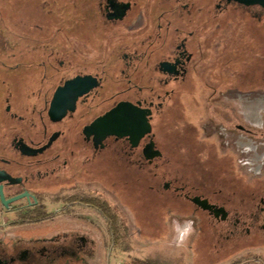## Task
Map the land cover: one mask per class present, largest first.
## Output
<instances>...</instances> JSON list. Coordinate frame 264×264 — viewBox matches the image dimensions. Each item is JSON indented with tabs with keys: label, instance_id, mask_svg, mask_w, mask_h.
Instances as JSON below:
<instances>
[{
	"label": "flooded vegetation",
	"instance_id": "1",
	"mask_svg": "<svg viewBox=\"0 0 264 264\" xmlns=\"http://www.w3.org/2000/svg\"><path fill=\"white\" fill-rule=\"evenodd\" d=\"M88 4L93 14L82 18L78 34L68 26L58 34L22 28L14 44L0 38V217L8 215L0 230L61 224L58 232L0 243V264L94 259L102 242L98 224H120L119 208L133 203L119 196L139 186L148 193L150 181L164 177L175 160L156 133L166 102L198 89L206 103L215 93L224 101L239 88L227 83L230 67L233 79L246 67L261 78L264 0ZM169 182L163 190L230 224L228 233L241 232L245 222L224 206ZM1 196L11 201L4 205ZM194 197L213 206L203 209ZM220 207L224 219L215 214ZM249 219L247 234L250 227L264 229L263 196Z\"/></svg>",
	"mask_w": 264,
	"mask_h": 264
},
{
	"label": "rangeland",
	"instance_id": "2",
	"mask_svg": "<svg viewBox=\"0 0 264 264\" xmlns=\"http://www.w3.org/2000/svg\"><path fill=\"white\" fill-rule=\"evenodd\" d=\"M92 6L88 0H0V38L5 35L14 44V33L22 28L60 32L68 26L76 32L82 18H91ZM261 65L260 79L255 68L238 70L234 79L232 67L228 68L226 82H239V88L222 102L215 93L206 103L200 89L166 102L156 133L165 152L175 160L166 164L164 177L150 181L154 189L148 193L143 195L139 186L132 196H119L124 203H133L128 209L119 208L120 224H98L102 242L94 259L68 264H264V229L245 231L260 196L264 197V63ZM216 88V92L222 91L220 85ZM252 109L254 116H250ZM164 181L172 186L185 184L224 206L230 216L245 222L241 232L228 233L230 224L212 220L174 191L163 190ZM1 215L0 221L8 219L7 214ZM187 221L195 231L181 243ZM60 226L4 224L0 243L9 246L17 238L48 235L60 231ZM111 230L114 239H110Z\"/></svg>",
	"mask_w": 264,
	"mask_h": 264
},
{
	"label": "water",
	"instance_id": "3",
	"mask_svg": "<svg viewBox=\"0 0 264 264\" xmlns=\"http://www.w3.org/2000/svg\"><path fill=\"white\" fill-rule=\"evenodd\" d=\"M116 111H117V109L107 113L104 117H102L101 122L109 120L113 115H115ZM1 199H2V202H3L4 205H7L8 202L11 201V200H5L3 198V196H1ZM192 201L194 203L200 205L203 209H210L213 206V205H210L206 199H200V197H194L192 199ZM220 212H222V214H223L222 215V219H224L226 214H227V212L225 211V209L223 207H220L217 210H215V214L216 215H218Z\"/></svg>",
	"mask_w": 264,
	"mask_h": 264
},
{
	"label": "clouds",
	"instance_id": "4",
	"mask_svg": "<svg viewBox=\"0 0 264 264\" xmlns=\"http://www.w3.org/2000/svg\"><path fill=\"white\" fill-rule=\"evenodd\" d=\"M195 231L194 226L191 221L186 222V226L181 232L180 242L182 243L186 238L190 237L191 234Z\"/></svg>",
	"mask_w": 264,
	"mask_h": 264
},
{
	"label": "bare ground",
	"instance_id": "5",
	"mask_svg": "<svg viewBox=\"0 0 264 264\" xmlns=\"http://www.w3.org/2000/svg\"><path fill=\"white\" fill-rule=\"evenodd\" d=\"M256 101H257V100H256ZM262 102H264V100L261 101V103H262ZM259 105H260V104H259ZM259 105H258V107H259ZM256 106H257V105H256ZM260 108H261V107H260ZM245 111H246V110H245ZM250 112H251V113H250V116H254V114H255V109H254V110L252 109ZM257 114H258V113H257ZM251 118H252V117H251Z\"/></svg>",
	"mask_w": 264,
	"mask_h": 264
}]
</instances>
